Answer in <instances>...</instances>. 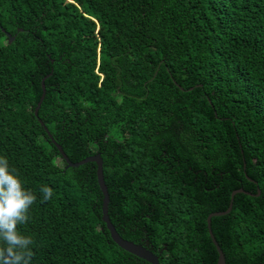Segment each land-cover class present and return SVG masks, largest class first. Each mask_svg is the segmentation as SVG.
Segmentation results:
<instances>
[{"label": "trees", "instance_id": "trees-1", "mask_svg": "<svg viewBox=\"0 0 264 264\" xmlns=\"http://www.w3.org/2000/svg\"><path fill=\"white\" fill-rule=\"evenodd\" d=\"M41 122L73 163L101 156L113 225L161 264H218L208 216L261 191L212 231L227 264H264V0H0V154L37 195L31 264H150L112 240L97 164L68 167Z\"/></svg>", "mask_w": 264, "mask_h": 264}, {"label": "clouds", "instance_id": "clouds-1", "mask_svg": "<svg viewBox=\"0 0 264 264\" xmlns=\"http://www.w3.org/2000/svg\"><path fill=\"white\" fill-rule=\"evenodd\" d=\"M41 199L50 200L53 189L40 188ZM37 195L25 186L7 156L0 154V264H31L33 238L18 226L29 220Z\"/></svg>", "mask_w": 264, "mask_h": 264}, {"label": "water", "instance_id": "water-1", "mask_svg": "<svg viewBox=\"0 0 264 264\" xmlns=\"http://www.w3.org/2000/svg\"><path fill=\"white\" fill-rule=\"evenodd\" d=\"M10 36V35H8ZM10 41L12 42L14 40V38H12L10 36ZM52 76V74L48 75L47 77H45L42 81V89H43V95L41 97V100L35 110V115L38 116L39 115V110L42 106V103L45 99L46 96V85L45 82L47 79H49ZM179 88H181L178 85ZM182 89V88H181ZM183 90V89H182ZM41 124L44 126L45 131L49 134L50 138L53 137L51 136V134L49 133L48 128L45 126V124L43 122H41ZM54 141V140H53ZM54 144L57 146V148L59 149V152L61 153L62 157L64 158V160L67 162L68 167H72V168H77L80 166H83L87 163H96L97 164V178H98V183L99 186L102 190V193L104 195V204H103V221L104 223L107 225V228L111 234L112 240L114 241L115 244H117V246H119L122 250H124L125 252L134 255L150 264H161L160 262V258L159 256L153 252L152 250L147 249L145 246L136 244L134 242L128 241L124 238L121 237V235L118 233L116 227L113 225V223L111 222L109 213H108V208H109V203H110V196H109V192H108V187L106 185L105 182V177H104V164H103V160L101 158L100 155H96V156H91L86 158L85 160H82L78 163H73L69 157L67 156V154L64 152L63 148L57 144L54 141ZM245 170H246V164H245ZM247 179L252 181L248 176ZM238 194H245L248 196H257L259 197L261 194V191H259V193L257 195H253L247 191H245L243 188L235 190L232 192L231 194V201H230V205L229 208L224 211V212H214L211 213L208 218H207V225H208V230H209V234L210 237L212 239L213 244L215 245L217 252L219 254V259H218V264H227L226 263V258H225V254L224 251L222 250V248L220 247V245L218 244L215 235L212 231V219L216 218V217H222V216H226L228 214H230L233 210L234 207V201H235V197Z\"/></svg>", "mask_w": 264, "mask_h": 264}, {"label": "bare ground", "instance_id": "bare-ground-1", "mask_svg": "<svg viewBox=\"0 0 264 264\" xmlns=\"http://www.w3.org/2000/svg\"><path fill=\"white\" fill-rule=\"evenodd\" d=\"M112 222V221H111Z\"/></svg>", "mask_w": 264, "mask_h": 264}]
</instances>
